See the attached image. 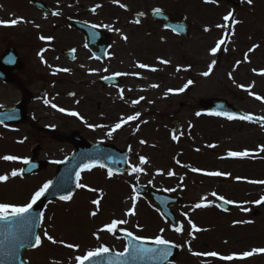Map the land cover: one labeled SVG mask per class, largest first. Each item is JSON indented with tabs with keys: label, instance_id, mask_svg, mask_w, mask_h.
<instances>
[{
	"label": "rangeland",
	"instance_id": "1",
	"mask_svg": "<svg viewBox=\"0 0 264 264\" xmlns=\"http://www.w3.org/2000/svg\"><path fill=\"white\" fill-rule=\"evenodd\" d=\"M150 2L157 3L155 0ZM155 6L185 15L192 26L188 38L175 39L174 51L161 54L165 45L160 44L159 37L148 38L149 48L144 45L143 51L144 64L148 68L119 67L127 79L120 86V118L136 113L139 116L123 124L124 129L118 136L100 140L128 151L129 170L122 176L110 178L103 169L84 172L79 184L86 187H77L69 200L49 203L39 227L41 245L24 253L29 264H77V256L101 245L111 251H124L126 242L118 237L119 232H131L145 240L160 235L176 244L179 253L170 264H223L225 260L220 256H239L252 249H264V210L255 203L264 195V184L250 183L264 181V160H258L255 155L260 153V145L255 140L264 134V128L213 118L198 105L199 101L219 97L247 114L264 118V99L256 98H264V79L258 73L264 70V0H252L251 4L241 0L239 10L228 21L223 17L230 12V5L224 0L216 3L169 0L168 3L161 1L157 5L143 6L141 10L147 12ZM232 19L239 23L233 25ZM225 24L228 27H217ZM205 27L209 31H204ZM225 33L228 34L227 42L215 55L211 54L210 49ZM253 45L257 47L249 51ZM160 60L169 63L162 64ZM213 61L216 63L210 74L201 75L208 71V65ZM153 68L156 70L152 71ZM189 80L193 83L183 92L175 91ZM169 89L174 91L169 92ZM133 97L143 99L134 104L133 101L138 100ZM197 112L201 114L197 116ZM174 118L181 122L177 133L171 128ZM173 135L178 139L173 140ZM245 150L250 152L248 157L227 155L229 151ZM24 151L18 128L0 127V157H18L14 161L0 158V175H8L6 181L0 182V204H27L31 195L51 176L50 171L26 178L20 174L11 176L13 170L20 172ZM260 154V158H264V152ZM251 155H255V165ZM140 156L145 157L147 163L140 165ZM137 165L143 171L131 173L130 166ZM192 168L202 171L193 172ZM169 171L174 175L169 176ZM217 171L229 175L204 174ZM237 177L241 179L237 180ZM135 179L142 185L156 186L164 193L181 195L182 206L174 208L181 220V232L172 230L163 221L148 197H137L133 208L131 185ZM218 197L234 202L229 211L215 207ZM97 199L100 200L98 211L91 203ZM197 203L209 206L185 209L188 204L195 206ZM129 209L135 214L125 215ZM253 210L258 214L251 217L249 212ZM93 211H97V215H90ZM113 219L127 223L117 225L113 232L101 231ZM189 220L202 230L194 231ZM45 233L57 243L49 241ZM66 244L78 247L68 248ZM208 252H216L218 256L193 254ZM224 264H264V253Z\"/></svg>",
	"mask_w": 264,
	"mask_h": 264
},
{
	"label": "flooded vegetation",
	"instance_id": "2",
	"mask_svg": "<svg viewBox=\"0 0 264 264\" xmlns=\"http://www.w3.org/2000/svg\"><path fill=\"white\" fill-rule=\"evenodd\" d=\"M150 1L153 0H0V20L22 18L15 26H0V109L15 107L19 119L16 124L3 123L0 127L18 128L25 148L22 164L25 159L42 164L28 177L49 171L52 176L59 163L74 152V138L110 144L100 139L116 137L124 129L122 125L108 135L121 120L120 86L127 80L125 75L114 74L123 73L119 67L131 69L137 67L135 62L146 63L143 51L144 45L149 48L148 38L159 37L160 44L165 45L161 54L175 50L176 38L186 39L153 18V9L161 7L141 10L143 6L169 0ZM163 11L171 20L183 16ZM78 23L107 33L103 59L87 47V37ZM41 36L52 39L41 40ZM118 79L120 83L116 84ZM255 141L264 146V134ZM260 153L255 155L264 160ZM255 155H251L253 165ZM93 169L99 168H90ZM177 206H182L181 195L174 208ZM188 208L195 209L192 204L185 207Z\"/></svg>",
	"mask_w": 264,
	"mask_h": 264
},
{
	"label": "water",
	"instance_id": "3",
	"mask_svg": "<svg viewBox=\"0 0 264 264\" xmlns=\"http://www.w3.org/2000/svg\"><path fill=\"white\" fill-rule=\"evenodd\" d=\"M232 5L231 13L234 14L240 5L239 0H226ZM156 20L164 23L165 27L171 28L175 33H182L188 36L189 23L186 22L185 18L180 21H173L162 11L156 10L152 12ZM233 16V15H232ZM231 16V17H232ZM84 31L85 37H87V47L98 54L99 58L103 59L106 52V33L99 32L95 27L80 26L76 24ZM98 35L99 39H97ZM98 45V47H97ZM99 51V52H98ZM199 105L209 114L220 113L217 116L227 117V113H234L237 117L240 115H251L254 117L250 122L264 125V119L258 118L252 114H245L242 110L236 109L227 100L222 98H209L205 101H201ZM16 108L12 109H1L0 110V124L5 123H18L19 119ZM216 116V115H215ZM239 118H234L235 120ZM248 121L249 120H245ZM179 121L174 119L172 121V129L178 131ZM73 144L75 145V151L64 162L59 163L57 166L56 173L49 181V189L45 193V196L33 205L30 211L24 214L23 217H11L7 219H0V264H28L24 258L23 252L33 248L35 243V237L38 236V229L40 225L41 213L44 207L48 204L51 199H59L61 195H67L68 193H74L77 189L79 178L77 172L81 173L86 170L82 167L85 164H92L95 162V166L100 164L104 165V168L108 170L111 168L113 172L122 173L128 170V157L129 154L126 150H118L114 145H105L86 142L81 137L74 138ZM37 161L32 160L25 163L21 168V174L28 175L36 170L41 169V165L36 163ZM94 167V166H92ZM89 169V168H88ZM132 189L135 196H148L153 204L157 206L158 212L165 221H168L170 227H178L179 221L177 216L173 213L172 207L179 202V196L164 194L158 188L150 185H141L137 180L133 182ZM264 197V196H263ZM216 205L223 209L229 210L230 203H224L223 200L216 202ZM264 207V202L261 203ZM257 212L253 211L252 215H256ZM120 237L127 240L128 251L122 252L123 256H119V252L102 253L99 256L93 257L84 264H169L178 253V248L170 243V245H156L150 242H144L143 240H135L134 237L128 236L127 233H120ZM137 246L134 251L131 245ZM165 247L170 248L171 254L166 258L161 257L153 252L144 251L146 249H163Z\"/></svg>",
	"mask_w": 264,
	"mask_h": 264
},
{
	"label": "snow or ice",
	"instance_id": "4",
	"mask_svg": "<svg viewBox=\"0 0 264 264\" xmlns=\"http://www.w3.org/2000/svg\"><path fill=\"white\" fill-rule=\"evenodd\" d=\"M113 2H118V0H113ZM217 0H205V3H216ZM247 2L249 4L252 3V0H247ZM121 7H126L125 5L121 4L120 5ZM97 7H99V5H97ZM157 12H159V9L156 10ZM57 13H53V15H56ZM142 15V14H141ZM233 14L231 12H229L227 15H225L223 17V19L225 21H228L229 20V17H231ZM22 22V18H15V19H11L10 21H4V20H0V26H15L16 24ZM136 23H139V21L137 20ZM231 23L233 25H235L236 23H239V21L235 20V19H232ZM217 27H228L227 24L225 25H217ZM111 30V29H109ZM116 31H119L118 29ZM204 31H209V29L207 27H205ZM227 33H225V36L222 37L220 40H218L215 44L214 47H212L210 49V53L215 55L218 50H220L221 48V45L222 44H225L227 42L226 38H227ZM125 40L127 39V37H123ZM41 40H51L52 37H43L41 36L40 37ZM255 47H257L256 45H253V47L251 49H249V51H252L255 49ZM247 53L245 54V61H247ZM160 63L162 64H167L169 63V61L167 60H160ZM216 62L213 61L211 64L208 65V71H205L203 73H201V75L203 76H208L210 74V72L212 71V68H213V65L215 64ZM240 62L237 61V64H239ZM137 67L139 68H148L149 66L148 65H145V64H142V63H139L137 64ZM152 71H155L156 69H151ZM178 71L180 70L179 68L177 69ZM63 71H68V69H63ZM255 71V70H254ZM261 75H264V70H261L260 73ZM115 76H121V75H126L125 73H115L114 74ZM133 75H138V74H133ZM105 79H108V77H104ZM193 81L189 80L182 88L178 89V90H175V91H178V92H183L185 90V88H187L190 84H192ZM152 87H157V85H152ZM240 87H244L243 85H240ZM251 87V86H249ZM169 92L171 91H174L173 89H169L168 90ZM250 95H252L253 93L249 92ZM257 99H264V98H261L259 96H256ZM140 99H143V97H141ZM139 101H133V103H138ZM45 103L47 104L48 101L45 100ZM52 107H56V105H52ZM59 111H65L64 109H59ZM70 115H73V116H77L78 113L76 112H70L69 113ZM201 113L197 112L196 115L199 116ZM215 115H219L220 113H213ZM228 119H234V118H239L241 120H253L254 117L251 116V115H240L239 117L236 116V114L234 113H227L226 114ZM139 116V113H136L135 115H132V116H128L127 118H124L122 117L120 122H117L112 128H111V131L108 133V135H111L112 132H115L116 130L120 129L122 127L123 124L125 123H128L129 121H132V120H135L137 119ZM261 119H264V118H261ZM89 127H92L91 125H89ZM172 139L173 140H177L178 137L176 135H173L172 136ZM141 143H146L145 141H140ZM209 147H214V145H209ZM260 151L264 152V146H260ZM228 157H240V158H244V157H248L250 155V152L248 150H245V151H241V152H234V151H229L227 153ZM2 158L3 160H6V161H14V160H17L18 157L16 156H10V155H6V156H3V157H0ZM139 162H140V165H143L145 163H147V159L143 156H140L139 157ZM24 163H28V161L25 159L24 160ZM58 163V162H57ZM92 166H95V162H93L92 164H85V165H82V167L84 169H88ZM101 168L104 167L103 164H100L99 165ZM131 168V173H136V174H139L143 171V168H141L139 165L137 166H130ZM193 172H198V171H202L200 169H196V168H192L191 169ZM130 173V174H131ZM20 172H18L17 170H13L11 172V176L15 177L17 175H19ZM169 176H172L174 175L173 172L169 171L167 173ZM204 174L206 175H209V176H226V175H229L228 173H222V172H205ZM79 175L80 173L77 172V177L79 178ZM107 175L108 177H112L113 175V170L111 168H109L107 170ZM8 179V175H0V182H4ZM181 179H183V177H181ZM237 180L241 179L240 177H237L236 178ZM250 183H260V184H264V181H250ZM49 184L50 182H47V183H44L38 190H36L32 195H31V199L30 201L23 205V206H12V205H9V204H0V219H7L9 216L11 217H23L24 214L28 213L30 211V209L33 207V205H35L40 199L41 197L45 196V193L48 191L49 189ZM78 188H84L86 187V185H83V184H77L76 185ZM90 191H96V189H89ZM171 191V189L169 190ZM213 196H216V193H212ZM72 194L71 193H68L67 195H61L59 197L60 200L62 201H66V200H69L71 198ZM203 199V198H202ZM218 199L220 200H223L224 203H234L233 201H228V200H225L224 197H218ZM135 200H136V196H133L132 197V201H133V208L135 206ZM262 202H264V197H261L260 200H257L255 201L256 204H261ZM93 205H96L97 206V211H98V206L100 204V200L97 199V200H93L91 202ZM209 206L208 204H201V203H197L194 207L195 208H200V207H207ZM245 211L247 209H244ZM97 211H93L90 213V215L92 216H95L97 215ZM134 210L133 209H129L125 215H134ZM41 216H43V213L40 214ZM127 221L126 220H116V219H113L111 221V223L109 224H106L104 226V228L101 229V231H104V230H107L108 232H113L116 228H117V225H121V224H126ZM188 223L191 225L192 229L194 231H201L202 229L198 228L195 224L192 223L191 220L188 221ZM163 231V229L161 230ZM175 231L176 232H181L182 229L180 227H176L175 228ZM46 236V238L51 241L52 243H57V241L55 239H53L52 236L48 235L47 233L44 234ZM128 236H132V233L131 232H128L127 233ZM135 240H140V239H143L141 237H134ZM59 243H64L63 241H59ZM152 243L156 244V245H165V246H168L170 245V241L168 240H165L163 239L162 236L160 235H157L153 240H152ZM41 245V237L40 236H36L35 237V243L32 245L33 247H38ZM66 247L68 248H74V247H78L77 245H73V244H66L65 245ZM132 249L135 251L137 246L132 244L131 245ZM109 251L108 248L104 247L103 245H101L100 247L94 249V250H91V251H88L86 254H84L83 256H77L75 259L77 261V264H84L85 261H88L90 260L91 258L93 257H96V256H99L101 255L102 253H107ZM128 251V246L125 247V252ZM144 251H150V252H153L161 257H164L166 258L168 255L171 254L170 252V248L168 247H165L163 249H160V248H156V249H146ZM256 253H264V249L262 248H257V249H252L251 251H246L242 254H240L239 256L233 254V255H228V256H220L219 258L221 260H225V261H231V260H234V259H244V258H247V257H250L252 256L253 254H256ZM194 255H204V256H211V257H216L218 256V253L216 252H208V253H193ZM119 256H123L124 253H119L118 254Z\"/></svg>",
	"mask_w": 264,
	"mask_h": 264
}]
</instances>
